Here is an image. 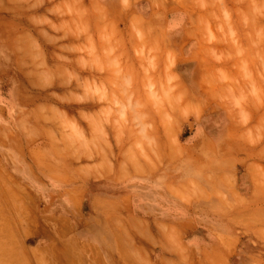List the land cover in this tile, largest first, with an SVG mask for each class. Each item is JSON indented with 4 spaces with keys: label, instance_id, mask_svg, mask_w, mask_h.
Returning <instances> with one entry per match:
<instances>
[{
    "label": "rangeland",
    "instance_id": "374dc122",
    "mask_svg": "<svg viewBox=\"0 0 264 264\" xmlns=\"http://www.w3.org/2000/svg\"><path fill=\"white\" fill-rule=\"evenodd\" d=\"M172 1L193 40L171 41L167 15L148 24L140 0H0V253L19 247L5 227L35 230L43 178L205 165L190 136L217 115L220 189L199 198L236 249L212 259L264 264V0Z\"/></svg>",
    "mask_w": 264,
    "mask_h": 264
},
{
    "label": "crops",
    "instance_id": "0c3cea01",
    "mask_svg": "<svg viewBox=\"0 0 264 264\" xmlns=\"http://www.w3.org/2000/svg\"><path fill=\"white\" fill-rule=\"evenodd\" d=\"M140 2L148 24L156 26L159 14L168 16L171 41L193 40L185 31L188 14L174 8L172 0ZM215 116L198 121L190 136L194 144L207 143L206 147L191 146L196 154L208 156L205 165L199 162L202 157L180 161L176 163L179 168L165 159L155 166L127 171L117 163L112 171L100 174L86 167L78 184H72L79 176L75 171L68 181L43 178L47 188L29 197L39 208L31 217L35 230L28 231L23 220L19 226L5 227L3 233L19 235V247L4 249L0 264H221L212 255L222 248L236 249L219 239L223 231H232L219 225L214 206L199 198L218 197L220 189L219 174L214 172L218 170L214 162L218 147L213 141L227 130L216 127L220 119ZM38 164L33 167L37 171ZM193 182L209 195L190 191ZM19 213L22 217L27 210L21 206ZM226 259L222 264H227Z\"/></svg>",
    "mask_w": 264,
    "mask_h": 264
}]
</instances>
